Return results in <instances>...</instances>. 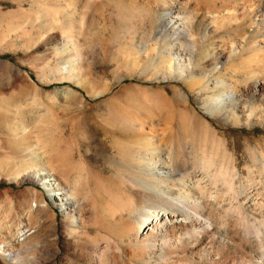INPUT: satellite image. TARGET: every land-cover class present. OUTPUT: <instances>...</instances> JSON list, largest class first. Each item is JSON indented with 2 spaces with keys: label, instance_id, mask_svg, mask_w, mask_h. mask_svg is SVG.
Returning a JSON list of instances; mask_svg holds the SVG:
<instances>
[{
  "label": "rangeland",
  "instance_id": "374dc122",
  "mask_svg": "<svg viewBox=\"0 0 264 264\" xmlns=\"http://www.w3.org/2000/svg\"><path fill=\"white\" fill-rule=\"evenodd\" d=\"M244 1L0 0V243L13 256L0 264H137L128 239L146 230L134 219L161 191L201 202L217 227L153 262L198 264L190 251L203 241L214 264L264 263V117L237 120L222 84L245 85L229 45L264 46L229 16L238 5L247 20ZM61 188L66 211L50 195Z\"/></svg>",
  "mask_w": 264,
  "mask_h": 264
},
{
  "label": "bare ground",
  "instance_id": "6f19581e",
  "mask_svg": "<svg viewBox=\"0 0 264 264\" xmlns=\"http://www.w3.org/2000/svg\"><path fill=\"white\" fill-rule=\"evenodd\" d=\"M240 6H241L240 8L243 11L246 10L248 12L247 20H245L243 17H240L238 15V10H239L238 5H235L229 9V16L232 17L234 20L239 21V26L241 24H245L247 25L246 27L254 28L252 37H256L258 35L264 36V0H247L244 1ZM258 18H261L262 21L259 22ZM261 41L264 44V37L261 39ZM252 44L253 45H247V43L245 42V38L241 40H236L231 46L229 45V53L228 52L224 53L227 57L229 55V59L231 56L234 57L233 59L235 61L233 63V68L231 71V77L236 78L237 76L236 71H240V74L238 75H240V77H242V79L245 82V85L242 88V92L241 93L239 92L241 86L238 84V81L236 80L233 79H229V81L224 80L225 82H222V84H224L225 86L228 85L227 87L229 88V91H225L226 92L225 94L228 97L229 106L228 105L227 106L229 107L231 113L234 114V116L237 113L242 115V116H236V119L237 120L244 119L247 121L253 118V120L259 122V120H261L264 117V46L259 49L256 48L255 40H253ZM174 49H176V52H178L179 54L182 55L186 54L185 52L180 51L181 48L177 43H175ZM245 53H248L247 57H243ZM167 55H170V53H168ZM173 59L175 60L176 63L177 73L180 76H183V78H188L186 76L187 73H190L193 69L192 68L193 66H191L190 59L187 58L188 61L186 64L182 63V60L178 55H175ZM186 80L189 83V85H194L195 82L194 78L190 77ZM215 84L217 85V83ZM208 88L209 86L208 84H206V87L203 89L202 94H206L208 92L207 91ZM241 97H244L245 99L244 98L242 99ZM208 100L215 105L219 104V100L217 101L215 100V98L208 97ZM220 103L224 104L223 100H220ZM222 106H225V104ZM206 133L207 132L205 133L203 132L204 134L203 142L206 140V138L214 141L219 138L215 136L216 134H213L214 132H211L209 137L208 134ZM203 161L205 165L208 167L213 165L211 157H205ZM209 169L212 168H208V170ZM214 172L216 171L214 170ZM223 172H224L223 170L217 169L216 174L220 176L221 174H223ZM42 174H47V173H42ZM159 174L166 175L167 172L161 171V173ZM51 181H54V179L51 178ZM220 182L223 184L222 186H224L225 188L224 185L225 182L223 183V180L221 179ZM53 186L57 188L55 183L53 184ZM60 190L61 192H58L57 195L54 194H50V195H53L54 197L58 198L60 201H63L61 204L62 209L66 211L70 208V206H72L73 203L72 202L69 203L68 199H70V196H67L66 193H63L65 191L62 188ZM144 193H146V191ZM146 200L150 203V207L154 208V210L138 212L139 214L134 219L135 223L143 224V230H146V232L144 231L142 234L136 233L135 239L133 238L134 241L128 239V241L130 240V242H133V247L128 249V253H130L133 256V259L135 258V260H137L138 262V263L136 262L137 264H159L153 262L154 255L158 254L162 257L165 255L171 256L172 253H175V249L183 248V243H186V246H188L189 241L196 242L197 235L202 234L203 236L204 234L207 235L216 232L217 226L215 227L213 223L210 222V220L209 221L203 220L199 213L201 212L202 208H206V206L202 205L201 202L197 203L195 200L190 199L188 195L170 196L161 191L156 195L146 196ZM123 231L125 234L131 236V234L134 232V227L133 225H126L123 227ZM28 235L29 233L27 230H21L19 233V236L22 237L21 240L28 237ZM185 237H187V241L185 240ZM17 240L15 241L14 239L15 242L13 241V243L7 245L11 246L16 243L19 244L18 242L19 240L18 241ZM198 242H199L198 246L194 250L192 249V251H190L191 256H196V258L199 259L198 264H214L215 262H217L218 259L216 260L215 257L218 255L212 254L208 250L209 244L203 243V241H198ZM1 251L6 256H8L13 260L12 252L9 250V248L6 247V244L0 243V252ZM103 251L111 252V255L113 254V256L118 257L121 263L123 257L120 254L119 249L114 244L109 243ZM99 257L94 258L95 263L103 264ZM259 260L261 261V258ZM175 261H176L175 264H187L186 262L188 260L184 257L179 256L176 257ZM166 263H163L162 261V263L160 264H166ZM112 264H116V261L113 262ZM126 264H131V263H126ZM258 264H264V263H258Z\"/></svg>",
  "mask_w": 264,
  "mask_h": 264
}]
</instances>
